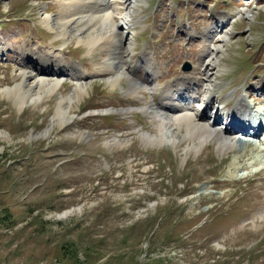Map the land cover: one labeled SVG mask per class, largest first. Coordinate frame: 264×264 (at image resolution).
I'll return each mask as SVG.
<instances>
[{
    "label": "rangeland",
    "instance_id": "rangeland-1",
    "mask_svg": "<svg viewBox=\"0 0 264 264\" xmlns=\"http://www.w3.org/2000/svg\"><path fill=\"white\" fill-rule=\"evenodd\" d=\"M118 1L126 14L127 0ZM135 4L131 61L137 68L139 60L156 56L167 67L162 75L171 69V79L156 81L159 89L196 70L200 60L192 58L211 21L231 39L222 41L215 58L219 98L209 95L228 113L246 110L242 92L249 88L262 92L264 102V91L256 88L264 84V0ZM62 8L63 0H0V47L8 44L0 56V129L10 132L0 139V264H264V130L259 136L244 132L247 140L228 152L216 140L191 152L185 140L179 146L147 142L141 132L156 130L148 114L113 110L144 103L130 94L132 77L126 75L116 84L94 76L74 101L68 126L53 120L61 97L75 87L73 76L64 77L63 92L23 109L1 91L21 80L16 73L25 42L41 50L64 43L44 18L57 17ZM233 16L238 21L232 23ZM188 22L197 29L185 32ZM77 44L73 39L63 47L70 64L87 63L92 71L108 57L107 49L90 53L88 45ZM131 71L143 80L149 73L147 66ZM261 109L255 130L264 123ZM221 118L224 127L238 126ZM115 136L124 142L115 144ZM252 146L259 148L252 152Z\"/></svg>",
    "mask_w": 264,
    "mask_h": 264
},
{
    "label": "bare ground",
    "instance_id": "bare-ground-1",
    "mask_svg": "<svg viewBox=\"0 0 264 264\" xmlns=\"http://www.w3.org/2000/svg\"><path fill=\"white\" fill-rule=\"evenodd\" d=\"M127 2V13L121 15V2L118 0H63V8L57 17L45 14L44 18L49 28L55 30L56 36L63 39L64 43L60 45L61 47L51 45L47 47L48 50H41L37 47L38 45L25 42L26 51L25 54L23 50L21 51L19 68L16 73L17 77L18 75L21 77V80H15L16 84L7 85L1 91L19 105L20 109H23L46 102L56 93L63 92L61 90L64 85L63 79L69 75V72H72L75 87L70 93L61 97L53 120V124L59 126L69 124L68 121L74 117L71 113L74 101L87 91L89 82L94 75L86 68L87 63L86 67L70 64L66 60L63 47L76 39L77 45L79 43L86 44L94 53L107 49L108 57L100 61L97 74H102L107 81L114 82V84L118 77L132 76L133 64L129 57L133 58L131 46L134 42L130 38L132 35L130 28L134 25L133 17L138 9L135 4L137 0H127ZM48 12L45 10V13ZM222 26L218 28L212 25L204 32V48L201 50L202 58L198 68L192 74H183L165 84L159 94H156L159 89L155 85V78H157V73L163 69L162 66L158 69L157 65L153 64L156 62L155 59L154 61L148 59L138 61L139 66L146 64L150 71L146 80L133 76L129 90L130 94L137 95L144 101L143 105L132 104L130 107L117 109L114 107L113 110L130 113L134 112V109H142L148 114L156 130L142 131L141 134L145 141L153 144L179 146L185 140L190 143L189 146L186 145V149L191 152L192 149L199 151L205 143L216 140L220 149L228 152L237 146L238 136H242L244 132L248 131L241 123L251 124V117H245L243 111L236 108L228 116H224V119L235 120L238 126L226 125L224 127L220 123L221 109L212 100L209 90L205 88L209 81L215 85L218 65L215 58L223 46L222 41L231 39L229 30L224 31L223 35H219ZM7 47L6 42L0 47V56L7 52ZM165 49L164 51H167ZM193 49L191 47L189 51H193ZM171 72L172 70L169 69L168 74L170 75ZM162 77L164 78L160 79L158 76L160 82L167 76L162 75ZM148 92L153 94L150 100L147 98ZM109 110L111 109H102L105 112ZM261 110L263 111L260 109L259 113ZM9 136L8 130L0 129V139H6ZM117 136L114 138L115 144L121 143L123 140L122 137ZM253 148L257 150L259 147L253 146ZM259 214L263 217L264 209Z\"/></svg>",
    "mask_w": 264,
    "mask_h": 264
}]
</instances>
